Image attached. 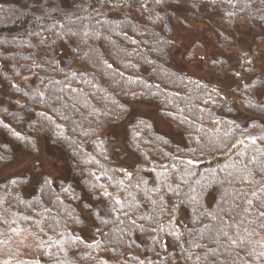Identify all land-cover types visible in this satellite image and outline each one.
I'll return each mask as SVG.
<instances>
[{
    "label": "trees",
    "instance_id": "1",
    "mask_svg": "<svg viewBox=\"0 0 264 264\" xmlns=\"http://www.w3.org/2000/svg\"><path fill=\"white\" fill-rule=\"evenodd\" d=\"M182 4L222 51L239 24L264 50V0H0V172L45 142L75 176L0 180V264H264V74L250 53L228 92L177 70ZM135 103L182 143L136 117L112 148Z\"/></svg>",
    "mask_w": 264,
    "mask_h": 264
},
{
    "label": "rangeland",
    "instance_id": "2",
    "mask_svg": "<svg viewBox=\"0 0 264 264\" xmlns=\"http://www.w3.org/2000/svg\"><path fill=\"white\" fill-rule=\"evenodd\" d=\"M1 1L14 2L17 0ZM189 10L190 8L185 4H182L179 8H174L173 40L176 47L172 51V59L173 66L177 70L199 79L216 82L224 92H228L237 84V81L227 71L236 72L241 54L250 53L257 72L264 74V50L255 39L259 35L256 31L250 29L246 24H239L234 28L235 33H227L232 38L234 45L227 47L228 50L222 51L216 45L218 42L216 29L220 28L214 16L216 13L205 9H201L198 13L195 11L196 17L202 19L198 20L186 16ZM224 31L229 30L224 29ZM191 48H194L193 56H185ZM251 48L254 49L255 54L250 52ZM219 57L225 59L230 68L223 70L221 73H215L204 61H214ZM136 117L154 120L156 130L159 133L171 138L175 143H182L178 133L159 118L160 114L154 107L135 103L131 105L130 114L121 126L111 127L107 130V133L113 139L112 148L127 154L124 146L126 128ZM128 157L127 165H132L134 157L132 155ZM26 174L30 176L31 183H37L42 174H46L51 180L64 179L71 182L75 180L74 172L62 153L48 146L45 142H42L37 155L34 157L18 152L14 156L13 162L0 172V180L4 177Z\"/></svg>",
    "mask_w": 264,
    "mask_h": 264
},
{
    "label": "snow or ice",
    "instance_id": "3",
    "mask_svg": "<svg viewBox=\"0 0 264 264\" xmlns=\"http://www.w3.org/2000/svg\"><path fill=\"white\" fill-rule=\"evenodd\" d=\"M262 215H264V213H262Z\"/></svg>",
    "mask_w": 264,
    "mask_h": 264
}]
</instances>
